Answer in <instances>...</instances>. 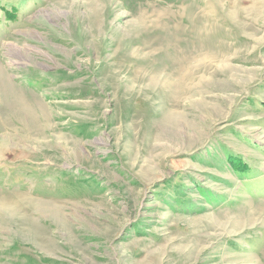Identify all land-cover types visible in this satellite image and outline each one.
Instances as JSON below:
<instances>
[{
    "label": "rangeland",
    "instance_id": "374dc122",
    "mask_svg": "<svg viewBox=\"0 0 264 264\" xmlns=\"http://www.w3.org/2000/svg\"><path fill=\"white\" fill-rule=\"evenodd\" d=\"M0 264H264V0H0Z\"/></svg>",
    "mask_w": 264,
    "mask_h": 264
}]
</instances>
